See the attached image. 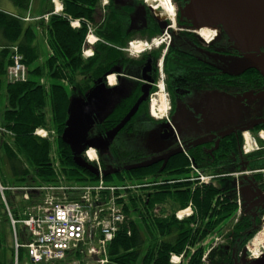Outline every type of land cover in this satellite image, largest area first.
Segmentation results:
<instances>
[{"label": "trees", "instance_id": "1", "mask_svg": "<svg viewBox=\"0 0 264 264\" xmlns=\"http://www.w3.org/2000/svg\"><path fill=\"white\" fill-rule=\"evenodd\" d=\"M9 1L16 12L4 9V0H0V183L4 187H17L56 184L61 179L68 183L95 182L99 179L98 173L76 164L74 148L65 133L74 108L81 105L73 106V89L80 92L79 100L86 102L95 87L101 84L97 75L102 68L95 63V56L84 57L82 51L89 25L97 23L96 14L101 8V0H61L64 4L62 14L51 13V1L38 0L35 8L38 15H34L37 14L34 13L36 0ZM47 13H51L48 20L35 19ZM119 16L115 10L104 24L112 26V29L106 31L111 33L112 37L106 38L111 43H122L124 29ZM27 17L31 19L26 20ZM179 17L181 24L190 23L184 16L182 7ZM73 19L81 21L79 28L72 27L70 21ZM149 19L147 25H152L154 31L160 32L163 28L160 23L153 15ZM39 33L45 36L50 49L43 63H39ZM98 34L105 35L104 32ZM127 41L125 37L122 44ZM13 45H17L24 56L28 67L27 80H8ZM105 46L99 45L103 51ZM104 54L103 59L114 58V54ZM78 76L80 80L77 79ZM46 77L49 84L41 82ZM109 120H99L97 125ZM121 121L117 120L116 123ZM123 123L125 125L127 121ZM38 127L54 130L55 134L52 138L37 136L34 132ZM113 131V126L104 129L106 136ZM230 136L232 135L227 136L224 150L219 151L215 160L210 163L201 160L200 164L197 161V165L207 172L210 171L209 165H219L222 160L228 165V172L242 169L244 165L239 164L240 158L247 157L238 155L239 142L236 138L230 140ZM204 144L206 141L200 145ZM100 151L106 155L104 160L101 157L104 172L113 169L117 164L114 165L112 154L103 148ZM54 152L56 158L53 156ZM198 155L203 157L202 148ZM118 156L115 158L118 159ZM254 158H247L249 162L246 166H264V160ZM117 163L120 166L117 173L104 175L108 183L143 185L138 190L127 189V196L119 201L123 202L127 221L108 244L106 264H175L171 261L173 253L184 254L180 264H204V244L211 245L215 237L234 224L233 218L238 209L234 185L222 188L217 183L199 185L197 181L190 180V161L186 157L178 158L176 163L169 166L170 170L165 168L164 173L158 166L126 171L122 166L127 163L122 157ZM130 163L137 162L132 159ZM3 168L8 172L4 173ZM252 180L257 184L260 175L255 174ZM243 184L247 185L244 179ZM4 196L6 201L0 191V264H15L14 244L7 246L9 234H14L7 205L13 218L20 220L25 217L27 208L38 201V196L31 193L30 199L25 200L22 190L10 189L4 190ZM190 202L195 210L193 215L178 220L175 212L187 207ZM156 206L159 207L158 213L155 212ZM167 207L170 210L165 211ZM256 223L257 218L251 216L234 224L236 236L232 242L236 243L238 252L256 233L257 228L248 230ZM16 232L19 241L25 244L28 238L26 227L17 223ZM191 247L194 252L190 251ZM75 256L80 258L82 254L77 250ZM27 260V249L20 247L18 264H24Z\"/></svg>", "mask_w": 264, "mask_h": 264}, {"label": "flooded vegetation", "instance_id": "2", "mask_svg": "<svg viewBox=\"0 0 264 264\" xmlns=\"http://www.w3.org/2000/svg\"><path fill=\"white\" fill-rule=\"evenodd\" d=\"M173 2L176 9L175 15L171 18L165 16V19H160L163 14L157 12L160 7L158 4L157 8H153V14L151 10L149 14L146 10L139 9V3L136 0H129L126 3L109 0L105 5L107 7L105 15L98 9L95 25L98 39L92 47V56H95V63L102 69L97 75V80L101 81V84L96 86L95 90L106 87L107 103L105 108L92 118L91 124L95 123L92 128L93 135L96 139L91 138V140L93 142L107 140L110 135L114 134L107 147L97 148L109 151L114 158L116 155L123 154L124 160H135L137 163L127 162L122 166L126 171L132 170H127V166L149 162L160 157L162 159L154 164L137 168V170L158 166L164 173L165 168L170 170L169 166L176 163L178 158L186 157L190 161V170L193 165L204 173H216L220 177L218 184L224 188L228 186L225 184L228 165L220 160L219 165H209L210 171L205 172L197 165V161L200 164L201 160L207 163L215 160L219 151L224 150L229 135H232L230 140L236 138L239 142L238 155L245 156L242 152L244 132L250 131L253 135H257L260 130H264V44L259 42L253 47L238 45L231 40L223 28L218 29L219 31L211 29L212 34H202L198 26L197 29L196 25L180 23L179 11L185 5V1L173 0ZM137 9L139 18L135 26H130L132 23L130 17L134 16L133 13ZM115 10L120 14L121 25L124 29L121 42L124 43L126 37L128 39L126 44L111 43L106 39L109 36L112 37L111 33L106 32L112 29V26L104 24L107 18L113 16ZM124 10L129 11L126 27L123 26L121 18ZM151 15L163 27L160 32L154 31L151 28L152 25H147ZM166 20H171L172 25L167 24V21V25L164 26L163 23ZM98 32H104L105 35H100ZM178 32L180 39H176ZM195 35L202 39L203 45L196 40ZM135 38L144 40L137 41L134 40ZM168 38L169 41H167ZM101 44L106 45L104 51L99 47ZM105 52L114 54V58L112 60L103 59ZM232 57H236V70L231 69V64H228ZM113 78L114 83H112ZM215 88L221 92V96L218 100H214L213 105H204L207 91ZM164 92L168 97L167 104L170 105L171 117L177 107L195 110L197 107L211 108L224 105L236 110L238 127L227 133L213 134L200 140H192L191 137L182 139L176 125L170 120V116L166 119L160 114L164 110L161 98V93ZM153 110L159 114L158 119L154 118ZM102 119L110 120L98 126L99 120ZM117 120L127 121V123L117 130V127L123 123L122 121L116 123ZM151 125L161 128L162 132L159 133V137L162 142H172L166 145L167 149L164 153L155 154L146 150V147H142L145 144L141 147L129 146L131 138L126 134L139 128L148 130ZM112 126L117 133L110 132L106 136L104 129ZM204 141L206 144L200 145ZM201 148L204 152L203 157L198 155ZM247 158H240L239 164L247 165L249 162ZM114 165L113 169L120 170L117 162H114ZM246 183L254 185L255 197L251 204L245 201L243 211H241L243 215L241 217L235 215L236 223L234 224L241 222L245 217L254 216L257 218V223L249 227L250 231L258 228L260 219H263L264 185L260 180L255 184L252 179L251 182ZM234 224L228 228L229 235L226 229L224 232L225 236L227 235L230 239L229 242L211 248L207 259L209 264H247L250 260L246 251L247 246L245 245L244 250L241 249L238 252L236 243L232 242L236 236L232 233Z\"/></svg>", "mask_w": 264, "mask_h": 264}, {"label": "built area", "instance_id": "3", "mask_svg": "<svg viewBox=\"0 0 264 264\" xmlns=\"http://www.w3.org/2000/svg\"><path fill=\"white\" fill-rule=\"evenodd\" d=\"M107 3L108 0L103 1V5ZM59 6L62 8V5ZM72 25L74 27L80 26V22L72 21ZM92 28V25H89V33L93 32ZM209 28L215 29V31L220 29L216 26ZM93 40L96 38L93 37ZM12 50V64L8 70L9 79L11 81H24L28 77V70L23 61L24 57L17 46L12 47ZM85 53L89 52L85 51ZM53 133L42 127L35 130V134L43 138H50ZM243 150L246 154L264 150V130L257 137L246 132ZM85 155L90 161L98 163L100 177L95 182L68 183V185L58 182L56 184L17 187H4L0 184V191L4 200L5 189L22 190L25 200L30 199L31 193L38 196V201L32 207L27 208L24 213L25 217L20 220L13 218L7 205L11 224L14 228L16 253L18 254L20 247H25L28 257L34 264H82V257L75 256L77 250L82 255L91 259L92 257L95 258L92 261L87 259L86 264H105L108 260L106 256L108 244L114 239L122 224L127 221L123 202L119 201L127 196V189L134 186L108 183L102 175L96 150L89 148L85 151ZM195 171L199 174L201 182H207L213 177L203 175L196 168ZM256 173L262 175L264 182V168L241 171L235 175ZM60 181L65 182L63 179ZM237 201L241 205V199L238 198ZM192 213L193 210L190 205L188 208L178 211L176 216L182 219ZM17 223L26 227L28 238L25 244L18 239ZM84 245H86V249L83 248ZM259 250L261 251L259 256L263 255L264 244H258L255 248L249 247V252L252 255ZM175 259L179 258L173 256L172 260Z\"/></svg>", "mask_w": 264, "mask_h": 264}, {"label": "rangeland", "instance_id": "4", "mask_svg": "<svg viewBox=\"0 0 264 264\" xmlns=\"http://www.w3.org/2000/svg\"><path fill=\"white\" fill-rule=\"evenodd\" d=\"M37 1L38 0H36V2ZM49 1H51V3H49V4H53V10L55 11V12H53V14H62L63 13L62 8L58 4V2L62 3L61 0H49ZM171 1H172V5L175 7V3L173 2V0H171ZM138 3H139V5H138L139 9L146 10L149 14H150V10H151V13H152L153 8L151 9V7H149V6H151V3L149 2V0H138ZM153 3H155V2H153ZM7 4L11 8L15 9V7L11 3V1L4 0L3 7L4 8L8 7ZM157 4L160 5L159 2L156 3V5ZM55 6H56V8H55ZM63 10H64V8H63ZM137 11H138V9L136 10V12L133 13L134 16L131 15V17H130L131 22H132V23H130V26H133V24L135 22H137V20L139 18ZM157 12L158 13L159 12L160 13H164L165 11L162 9V6H160L159 9L157 10ZM47 15L48 14H46V16ZM127 16H129V11L124 10V13L122 14L121 18L123 20V26L125 25V27H126V25H128L127 24V21H128L127 20ZM48 18L49 17L47 16L46 19L48 20ZM73 21H75V20H73ZM167 21H168L167 24H169V25L171 24L172 25V21L171 20H166L163 23L164 26L167 25L166 24ZM189 24H191V26L194 25L192 23H189ZM199 28H200L199 30L201 31L202 34H204V33L212 34V30L210 28H203V27H199ZM197 29H198V27H197ZM214 30L215 29H213V31ZM217 31H219V30H217ZM92 34H93V32L92 33H89V32L87 33L82 51L84 50L85 47H87L88 52H91L92 43L88 42L87 40H88V38L89 39L93 38ZM195 36H196L195 37L196 40L201 45H203L202 39L198 35H195ZM176 39H180L179 32H178V36H176ZM38 40H39L38 41V45H39L40 54H41V57L39 59V63H43L45 61V59L47 58V56L49 55L50 49H49V47H48V45L46 43L45 36H43L41 33H39ZM134 40L141 41V40H144V39L135 38ZM169 40L170 39L168 38L167 41H169ZM86 56H88V55L86 54ZM228 64H231V66H230L231 69L236 70V57L230 58ZM77 79L80 80V76H78ZM41 82L49 84L50 81L46 77V78H42ZM220 96H221V92L217 88L210 89V90L207 91V95L204 98L203 104L204 105H213L214 104V100L215 101L218 100ZM79 98H80V92L77 89H73V95L71 97V100H73L72 101L73 106H77L80 103L82 105L84 103L83 101L81 102V100H79ZM161 98L163 100L162 108L164 109V107H165L167 109H165L166 111L162 110L161 113L160 112H158V113H160L166 119H168V117L170 116V120L173 121L174 124L176 125V127L178 129V132H179L178 134H179V136L182 139H186L188 137H191L192 140H200L202 138H205V137L213 135V134L227 133V132H229L231 130H234V129H236L238 127L237 113H236V110H234V108L225 107L224 105H216V106H212L211 108H198L197 107L195 110H185L182 107H177L175 109V111L173 112V115L171 117V114H170V111H169L170 110V107H169L170 105L167 104V98L168 97L166 96L165 92L163 94L161 93ZM73 119H74V117L72 118V121H73ZM156 119H158V118L156 117ZM74 122H77L76 119L74 120ZM93 126H94L93 124H90V126L86 127V137L90 138V140H91V138L96 139L95 136L93 135L94 134L93 133V129H92ZM148 128H149L148 130H142L140 128L138 130H136V129L135 130H131L132 133L126 134L127 136H129L131 138L129 146L130 147H136V146L141 147L142 145L145 144L142 147H146V150H150L151 152H153L155 154L164 153L165 150L167 149L166 145L167 144H171L172 142L169 141V142L165 143L164 141L163 142L161 141V139L159 137V133L162 132V130H161L160 127L151 125ZM246 132H249V131H245V133ZM260 132L261 131H259L258 134ZM258 134L254 135V137H257ZM85 140L88 141L87 138ZM174 143L176 144V141H174ZM105 147H107V145ZM54 148H55V146H54ZM121 148H123V147H121ZM97 151H98L97 153H98V157H99L100 161H101V157H102V160H104L105 157H106L105 153L103 151H100L99 148H97ZM259 152L260 151H258V153ZM260 155L261 154H257V155H254V156H250L249 158L252 157V159H253V157H255L254 159H256V160H260V161L264 160V158L260 157ZM53 156H54V158L57 157L55 152H54ZM122 156H123V154H119L118 159L114 158V162H119V160H120V158ZM106 160H108V159H106ZM124 161H125V163L130 162V160H124ZM101 164H102V161H101ZM3 172L7 173L8 170L6 168H3ZM233 182L235 184L234 190L242 187L243 188L242 191H246L245 194H244L245 201L248 204H251L253 198L255 197V191L252 188H244L245 185L243 184V179L240 178L238 181H234L233 176L232 177H228L227 176V179L225 180V184L228 185V186H226V187L233 186ZM59 183L64 184V185H68V182L66 183V182H63V181H59ZM70 184H72V183H70ZM168 210H170V208L167 207L165 211H168ZM237 212H238V209H237ZM242 215H243V213L240 214V217ZM234 218H235V216H234ZM229 225H230V223L228 224V227H230ZM262 227H264V220L262 221L260 219V223H259V227H258L260 230L257 228L258 231H260V232L258 233V231H256V233L247 242V244L250 243V242H251L250 244H253V243L256 242V239L260 238L259 236L262 234V232H264V229H262ZM232 233H234V230L232 231ZM9 236H10V239L8 241L7 246H12L13 242H14V236L11 235V234ZM229 240L230 239H228V242H229ZM214 241H213L214 243L212 242L211 245L210 244H204L205 250H206L205 253H207V251L210 250L209 248L212 245H214L215 243H218L217 245H220V246L227 243L226 236H223L221 238V240H216L215 239ZM250 244H249V246H250ZM259 244H264V243L261 242ZM217 245H215V246H217ZM83 248L86 249V245H84ZM243 250L244 249H242V251ZM249 255H250V257H254V255L252 256V254H249ZM257 255H259L258 252H257V254H255V256H257ZM82 258L84 260L91 259L90 257H88L86 255H82ZM27 263L29 264L30 261L27 260V261L24 262V264H27ZM208 263L209 262L207 261V258H206L205 259V264H208Z\"/></svg>", "mask_w": 264, "mask_h": 264}, {"label": "water", "instance_id": "5", "mask_svg": "<svg viewBox=\"0 0 264 264\" xmlns=\"http://www.w3.org/2000/svg\"><path fill=\"white\" fill-rule=\"evenodd\" d=\"M128 1L115 0L116 3H126ZM182 11L184 16L193 24L202 25V23H207L210 26L222 27L231 40L238 45L253 47L259 42L264 44V0H186ZM106 103V87L94 90L86 102L78 108H74L65 133L66 138L74 148L76 164L80 167L93 169L97 173L98 169L83 158L82 152L87 146H106L113 138L114 134L110 135L107 140L97 142L92 140L86 142L85 140L86 127L90 126L93 116L101 112ZM75 119L77 122H74ZM122 125L124 123L120 124L117 130ZM160 159L162 158L159 157L149 162L130 165L126 169L147 167ZM118 171V169L105 171L104 175ZM249 264H264V258L253 260Z\"/></svg>", "mask_w": 264, "mask_h": 264}, {"label": "bare ground", "instance_id": "6", "mask_svg": "<svg viewBox=\"0 0 264 264\" xmlns=\"http://www.w3.org/2000/svg\"><path fill=\"white\" fill-rule=\"evenodd\" d=\"M149 2L151 3V7L152 8H157V5H156V3H160V5L159 6H162V8H163V10L165 11L164 13H162L163 15L161 16V18L160 19H165L166 17L165 16H168V17H173L174 15H175V11H176V9H175V7L173 6V5H171L170 4V2H169V0H149ZM153 2H155V3H153ZM154 12V11H153ZM160 13V12H159ZM159 18V17H158ZM201 27H203V28H209V27H211L210 25H208L207 23H202V25H201ZM112 83H114V78H113V82ZM165 109H167V108H165L164 107V110ZM154 113V112H153ZM155 114V113H154ZM92 152V151H91ZM257 236V235H256ZM260 238H258V239H256V242L255 243H253V244H250V248H255L259 243H261V242H263L264 243V232H262V234L259 236ZM254 239V238H253ZM255 254H257V252H254L253 253V255H254V257H256L255 256ZM258 254L260 255L261 254V251H259L258 252ZM263 254H264V251H263ZM252 255V256H253ZM259 255H257V257L259 258L260 256ZM260 258H262V255H261V257Z\"/></svg>", "mask_w": 264, "mask_h": 264}, {"label": "crops", "instance_id": "7", "mask_svg": "<svg viewBox=\"0 0 264 264\" xmlns=\"http://www.w3.org/2000/svg\"><path fill=\"white\" fill-rule=\"evenodd\" d=\"M7 3V2H6ZM37 2L36 3H34V13L35 12H37L38 10H35V8H37ZM7 6L8 7H6V8H4V9H6L7 11H10V12H16V9H13V8H11L8 4H7ZM38 13L39 12H37V14H34V15H38ZM45 15V14H44ZM38 17H40V16H38ZM38 17H35V18H38ZM10 235V234H9ZM9 239H10V236L8 237V241H9ZM28 264V263H27Z\"/></svg>", "mask_w": 264, "mask_h": 264}]
</instances>
